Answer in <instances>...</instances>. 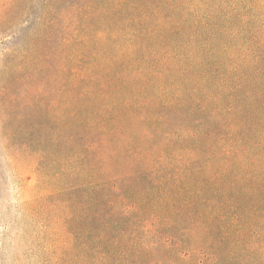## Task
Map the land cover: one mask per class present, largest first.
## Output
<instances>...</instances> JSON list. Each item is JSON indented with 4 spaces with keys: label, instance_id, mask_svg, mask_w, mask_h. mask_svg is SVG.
Segmentation results:
<instances>
[{
    "label": "trees",
    "instance_id": "16d2710c",
    "mask_svg": "<svg viewBox=\"0 0 264 264\" xmlns=\"http://www.w3.org/2000/svg\"><path fill=\"white\" fill-rule=\"evenodd\" d=\"M7 30L52 262L264 264V0H0Z\"/></svg>",
    "mask_w": 264,
    "mask_h": 264
},
{
    "label": "rangeland",
    "instance_id": "374dc122",
    "mask_svg": "<svg viewBox=\"0 0 264 264\" xmlns=\"http://www.w3.org/2000/svg\"><path fill=\"white\" fill-rule=\"evenodd\" d=\"M34 9L31 23L37 17ZM22 37L25 33L20 29ZM18 37V38H19ZM12 30L0 34V264H56L52 262L58 243L70 242L69 237L56 227L58 210L37 195L36 159L27 151L9 145L6 140L12 128L21 123L40 121L38 107L31 106L16 113L12 122L9 104L15 82L16 91L27 87L23 73H12L15 58L7 56L6 48L17 42ZM6 41V42H5ZM6 49V50H5ZM61 237L55 241L56 236ZM60 249L55 254V257Z\"/></svg>",
    "mask_w": 264,
    "mask_h": 264
}]
</instances>
